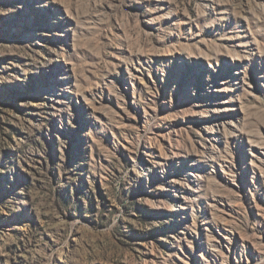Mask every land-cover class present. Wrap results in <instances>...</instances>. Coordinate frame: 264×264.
<instances>
[{
    "label": "rangeland",
    "instance_id": "rangeland-1",
    "mask_svg": "<svg viewBox=\"0 0 264 264\" xmlns=\"http://www.w3.org/2000/svg\"><path fill=\"white\" fill-rule=\"evenodd\" d=\"M0 264H264V0H0Z\"/></svg>",
    "mask_w": 264,
    "mask_h": 264
}]
</instances>
